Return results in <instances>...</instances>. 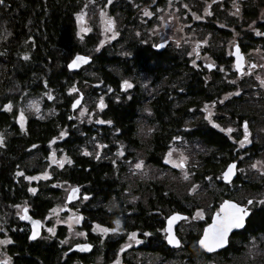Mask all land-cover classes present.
Returning <instances> with one entry per match:
<instances>
[{"label": "trees", "instance_id": "trees-1", "mask_svg": "<svg viewBox=\"0 0 264 264\" xmlns=\"http://www.w3.org/2000/svg\"><path fill=\"white\" fill-rule=\"evenodd\" d=\"M82 4L83 0H0V132L5 134L0 143V236L9 238L5 248L13 256L11 264H71L62 254L60 239L64 236V227L57 226L55 233L48 238L39 236L35 240H29L28 229L14 215L17 204L26 201L32 215L42 219L52 206V197L57 194L56 188L50 184L60 178L80 188L79 199L84 195L87 197V201L81 206L87 226L91 221L107 222L117 211L125 213L121 208L127 206L122 193L125 183L119 179L124 170L120 169V163L117 168L113 165V145L116 147L119 142L126 143L127 153L134 148L143 149L148 161L157 159L159 163L162 152L158 154L156 151L160 148L163 150L176 128L168 86L151 102L153 119L157 122L151 123L157 127L146 138H141L136 133V118L140 115L138 108L143 95L133 91L127 98L121 90L120 100L107 98L103 109L102 117L111 121V126L93 130L98 138L108 143L109 147L104 149L105 157L97 160L79 152V146L92 131V125L83 126L80 131L69 127V115L73 110L70 108V94L66 90L71 85L78 86L75 79L84 67H92L90 81L101 79L103 85L117 89L120 78L113 70L116 65L124 73L147 70L152 74L156 73V77L159 70L152 69H159L162 65L165 66L167 80L174 78L179 65L174 53L168 50L157 53L135 40L128 44L132 52L130 58L121 59L104 48L99 52H91V62L88 65L78 71H69L66 64L72 56L78 52L90 53L96 40L94 35H85L83 43L77 35L75 13ZM119 8L125 13V20L130 19L127 23H134L132 10L122 8V5ZM47 89L58 97V100L52 102L57 112L43 119L30 115L26 117L21 130L16 120V110L4 109L3 106L19 101L24 94L34 95ZM64 128L68 129V135L55 145L71 156L72 164L52 169L50 177L33 184L36 191L30 192L32 184L25 177L41 169L45 163L43 157L48 143ZM30 154L36 155L33 161ZM217 159L205 157L199 176L216 174ZM152 182L142 184L137 181L135 185V191L146 197L144 202L140 199L137 201L136 221L144 222L146 228L151 226L152 217L150 219V215L147 216L150 208L156 205L166 209L169 206H181L175 200L173 192L169 191L164 195L163 188L162 191L159 190ZM110 200L117 201L118 208L107 209L103 203ZM182 205L183 208H188L183 202ZM142 215H145L144 219ZM122 219L127 221L128 216L124 215ZM198 234L196 232L189 236L191 254L198 255L199 259L203 256L209 259V255L202 254L194 246ZM257 234L264 235V200L250 215L244 228L233 232L227 246L213 257H219L222 264H227L229 254L240 253L248 237ZM109 244L111 243L108 242ZM261 259L264 261V254Z\"/></svg>", "mask_w": 264, "mask_h": 264}, {"label": "rangeland", "instance_id": "rangeland-1", "mask_svg": "<svg viewBox=\"0 0 264 264\" xmlns=\"http://www.w3.org/2000/svg\"><path fill=\"white\" fill-rule=\"evenodd\" d=\"M176 2V0H164L163 3L153 8L152 6H148L152 4L150 0H83L82 6L77 13H75L76 30L77 33H79L78 37L80 41L84 43L85 35H94L96 40L90 53H86L88 55H90L91 52H99L107 48L110 54L125 60L132 56V52L128 47V44L132 41L136 40L142 45H148L165 39L169 40V45L167 46L169 52H173L179 57H182L183 54L189 56H191V54L194 55L196 49L193 47L194 44L199 45L201 40H205L209 43L212 40V36L207 35V31L203 28L204 24H199V26H196L195 30L190 22L183 21L181 15H178V5ZM209 4L210 2L206 0H199L197 5L198 10L192 14L193 20H205V23L208 25L210 22L218 21L221 17L225 18L223 20L241 19V12H236L234 0H228L227 6L220 3L218 9H215L214 12L208 10ZM120 5H122V8L133 10L131 13L132 17H134V23L123 24L122 20L125 18V13L123 10H116V7ZM235 5L241 6L239 0H235ZM145 11L151 13V15H144ZM260 11L261 13L264 12V6ZM261 13L259 12L258 18ZM78 17H80V19H78ZM109 18L113 21L112 31H108L106 26ZM84 29H86V31H84ZM101 41H103V43H101ZM214 41V44L220 43L218 40ZM227 41L230 43L232 42L231 39ZM189 58L191 59L189 62H193L192 58ZM204 59L207 60V56ZM113 70L120 78L119 88L117 89L103 85L101 79H98V81H90L89 76L93 74L92 67H84L78 76L79 78L76 77L77 79H75V83H78V86L76 85V87H74L71 85L66 90V93L70 94V102L78 97V90L84 94L79 106L69 115V127H73V129L76 128L80 131L83 126L92 125L90 127L92 131L84 137L85 141L79 146V152L97 160L105 157L103 156L104 149L109 146L108 143L98 138L93 130L99 129L101 126H111L112 123H101V121H109L102 117L103 109L106 106L107 98H112L115 101L120 100L121 84L123 81L127 80L132 85L131 88H124L125 90L122 92L127 98L130 97L133 91H138L143 95L142 103L138 108V113L140 115L136 118V133L140 135L141 138H146L150 133L149 129H151L146 120L147 114L150 112L146 102L147 96L153 94L157 87L151 86L152 77L144 72L124 73L117 65L113 67ZM177 83L178 81L176 79L164 80L162 82V85L169 87V92L171 96L173 95L172 98L176 97L174 90L176 89ZM70 89L74 90L69 91ZM109 89H111V91ZM231 94L238 95L239 89H234ZM49 96H51V99H49ZM54 100H58L57 95L50 89H47L44 92L34 95L24 94L20 97L19 101L7 103L5 105L10 106L7 108L9 110H16V120L18 125L21 126V123L24 125L26 117L30 115L43 119L48 115L55 114L57 108L52 103ZM101 102L104 105L102 108L98 107ZM5 105L3 106L4 109H6ZM21 115L23 116L22 121L19 119ZM262 129L264 130L263 127ZM61 133H65V135L61 136ZM68 133V129L64 128L57 136L50 140L47 151L43 157L45 163L39 171L26 176L36 177V179H26L27 182L32 184V189H35L33 184L48 179L52 169L62 168L72 164L71 156H69L64 149L55 145L58 140L67 136ZM177 137H179V139H173L169 143L165 154L161 157V164L165 166L158 167L149 163L143 149L134 148L131 149L133 150L132 152L127 153L125 150L127 144L119 141L116 147L114 145L112 147L111 159L113 165H116L115 168H117L120 163V169L122 168L124 170V173L122 176H119V179L124 180L125 183V188L122 190V193H124L123 196H125V204L126 202H137L139 199L144 201V197L135 191L137 181L142 184L148 181H165L168 187L170 186V189L174 191L177 196L180 197L183 204L189 208V216L180 227L182 233L185 235L186 233L193 234L201 231L204 221H206L209 215L216 209L217 204L223 200V194L233 193V197L242 200V198L247 196H255V192L249 188L234 186L228 190L224 189L225 186L218 181L222 179L220 176L221 170H219L221 158L219 157L217 159L218 168L216 174L199 176L200 173L198 172H200L199 170L202 167L201 164L203 165L204 163L205 157L197 156V153H203V150H201L202 148L199 147L198 143L196 145L191 143L190 146H188L189 142L184 141L181 136ZM4 138L5 134L0 132V143ZM183 143L187 144L186 147ZM166 154L169 156V161L171 162L165 160ZM33 157L35 158L36 155L30 154L31 161H33ZM65 157L67 159H62ZM181 157L186 158L183 162V168L175 166L180 163ZM68 161H71V163ZM137 162L142 163L140 169L135 168ZM253 164H256L257 167H252ZM240 170L242 173L252 176H264V153L261 157L249 158L244 162ZM45 173H47V175H45ZM185 174H187V179H185ZM50 186L56 188L57 194L52 197V206L42 218L43 232L41 236L44 238L52 236L55 233L56 227L62 225L64 227V236L60 239L62 246H67L84 239L85 226L82 222L84 213L81 212V206L87 201V198H85L86 196L80 197V199L76 200L73 204H66V193L73 184L69 183L67 180L57 178L52 181ZM193 186H195V188ZM257 197L261 198L259 201L264 200V184L258 192ZM103 204L104 206L106 205L107 209L112 210L118 208L119 205L115 200H110ZM25 207L29 208V204L26 201L17 204L14 208V215L20 218L22 216V210ZM198 212L200 215H197ZM76 217L80 218L79 223L75 222ZM104 223L105 224L100 225L96 221H91L86 228L92 232L98 230L103 234L104 232L101 231V229H104V227L112 229L115 225L111 221ZM49 229H52V231H48ZM78 233H83V235H78ZM5 239L9 241L7 236H0V240ZM136 241L137 237L135 236L124 244H134ZM8 243L0 244V260H5L6 258L7 253L5 247ZM242 246L243 248L240 253L229 254L228 258H226V261H228L227 264H264L263 259H261V256L264 254L263 234L250 235ZM148 258L149 261H152L150 256ZM184 258L185 253L183 264H203V260L199 258L193 260V262L186 261ZM109 264L116 263L111 262ZM168 264L175 263L169 261ZM207 264H222V261L219 257L212 256L210 262Z\"/></svg>", "mask_w": 264, "mask_h": 264}, {"label": "flooded vegetation", "instance_id": "flooded-vegetation-1", "mask_svg": "<svg viewBox=\"0 0 264 264\" xmlns=\"http://www.w3.org/2000/svg\"><path fill=\"white\" fill-rule=\"evenodd\" d=\"M150 1H152V4L148 6L154 8L163 3L164 0ZM176 1L178 5L177 12L178 15H181V19L183 18V21L190 22L195 30L196 26L204 24L203 28L207 31V35L212 36V40L209 43L201 40L199 45L194 44L193 47L196 48L194 55L183 54L182 57H179L174 53L179 65L178 72L172 79H176L178 83L174 90L176 97L172 98L173 95L171 96L170 93V103L175 112L176 128L172 131V135L164 145L163 150L160 148L156 151L158 154L162 152L159 163H157V159L153 162H148L158 167L165 166L161 164V157L165 154L169 143L174 137L181 136L184 141L189 142L188 146L191 143H194V145L198 143L203 153L198 152L197 156L222 158L219 164L220 176L229 164L234 163V177L228 182H224L222 179L218 181L225 186L224 189L226 190L234 186L249 188L255 192V196H247L242 198V200L233 197V193H231L232 195L230 193L223 194V200L235 201L249 210V215L245 218L246 224L250 215L262 202V200L259 201L261 198L257 196L264 184V176H252L242 173L240 170L244 162L249 158L261 157L264 153V130L262 129V127L264 128V85L261 84V81H264V12L261 13L260 11L264 6V0H239L241 4L239 6V9H241L239 10L241 12L240 20H223L225 18L221 17L222 19L210 22L208 25L205 20L197 21L192 18L193 12L198 10L199 0ZM206 1L210 2L208 10L213 12L218 9L220 3L226 6L228 4V0ZM119 9V6H117L116 10ZM259 12L261 15L258 18ZM128 21L130 19L125 20L124 18L122 20L125 25ZM229 39L232 40L231 43L227 41ZM165 40H167V44L162 49L156 48L155 45L164 40L150 43L147 46L150 50L160 53L168 50L169 40ZM214 40H218L220 43L214 44ZM237 49L243 57L239 70H237L234 63L236 58L234 54ZM206 56L207 60L204 59ZM189 57L192 58L193 62H189L191 60ZM208 64H212L213 67H207L206 65ZM250 65L255 67H250ZM152 70H159L158 77L155 76L156 73L152 74L147 72V70L131 72L149 74L152 77L151 86H157L153 94L147 96L146 102L150 110L146 118L147 124L151 127L149 135L157 127L154 123H151L156 122L153 119L154 111L151 102L167 88L166 85H162V82L167 80L165 66L161 65L159 69L154 68ZM234 89H239L238 95L231 94ZM121 90L124 92L125 89L121 87ZM83 95L82 93V97ZM245 125L247 126L248 142L242 143L245 135ZM183 145L186 147L187 144L183 143ZM152 183H155L161 191L163 188L164 192L162 191V193L164 195L169 191L173 192L175 200L179 201L181 206L179 208L169 206L166 209L164 206L156 205V207L150 208L147 216L150 215V219L152 217L153 221L151 220V226L146 228L144 222L136 221L137 212H135V208L137 202H129L125 209L121 208V210H125V213L117 211L109 220L115 224L112 229L115 228L117 231L104 232L103 234L98 230L95 232L88 230L84 215L82 222L85 226V238L63 246L62 254L65 258L70 260L71 264H109L111 262L116 264H168L169 261L175 264H183L184 253L186 261L193 262V260L197 259L198 255L191 254L192 247L189 243V236L192 233L184 235L180 228L181 224L189 216V208H183L182 200L170 189V186L168 187L165 181H154ZM165 188H167V191ZM145 198L144 201H146ZM249 201H252V203L249 204ZM221 202L217 204L216 209L204 221L202 229L210 221L211 216L218 209V205ZM24 209L32 215L29 208L25 207ZM177 212L185 213L187 217L179 220L173 227L174 235L179 244L171 245L165 238L167 236L166 220L170 214ZM124 215L128 216L127 221L122 219ZM32 216L38 218L34 215ZM143 217L145 215H142ZM38 219L41 221L43 232L42 219ZM19 220L28 229L29 237V225L24 223L21 218ZM116 221H119L118 225ZM96 222L100 225L105 224L101 221ZM104 228L109 229L108 227ZM201 231L198 232L194 246L202 254L209 255V259L204 258V256L200 258V260H203V264H207L212 256L219 251L205 253L198 247L197 241ZM131 233L136 234L135 236L139 243L124 244L129 239H132ZM145 233L148 235H145ZM108 242L111 244L108 245ZM77 243H88L91 247L85 251L72 250V245ZM149 256L152 261H149ZM5 260H7V264H11L13 256L7 253ZM5 260H0V264H4Z\"/></svg>", "mask_w": 264, "mask_h": 264}, {"label": "snow or ice", "instance_id": "snow-or-ice-1", "mask_svg": "<svg viewBox=\"0 0 264 264\" xmlns=\"http://www.w3.org/2000/svg\"><path fill=\"white\" fill-rule=\"evenodd\" d=\"M234 6L236 7V12H239V6L235 5V0H234ZM144 15H151V13L145 11ZM78 19H80V17H78ZM107 30L108 31H112L113 28V21L109 18L107 20ZM84 31H86V29H84ZM259 34V33H258ZM77 35H79V33H77ZM101 43H103V41H101ZM155 47L159 48L161 47V45L157 44L155 45ZM236 64L235 67L237 68V70L240 69L242 61H243V57L239 54V50H236ZM25 59H27V56L24 57ZM88 60V57H84V56H76L68 65L69 68H76L79 67V65L81 63H84ZM207 67L211 68L213 67L212 64H208L206 65ZM250 67H255L254 65H250ZM261 84L264 85V81H261ZM122 88H131L132 85L127 81H123L121 84ZM74 89H70L69 91H73ZM111 91V89H109ZM49 99H51V96H49ZM78 102V101H77ZM30 103H34V102H30ZM9 105H5V108H9ZM73 107H75V103L73 104ZM98 107H104L103 103L101 102ZM147 111V110H146ZM207 118V117H206ZM19 119L22 121L23 120V116L21 115L19 117ZM101 123H111V121H101ZM21 130H23V124L21 123ZM117 131H119L117 129ZM149 131H151V129H149ZM65 135V133H61V136ZM174 139H179V137H174ZM248 142V132H247V126L245 125V135H244V139L242 143H247ZM62 159H67L62 158ZM184 157H181L180 159V163L176 164V167H180L183 168V162H184ZM165 160L169 161V156L166 154L165 155ZM69 163H71V161H68ZM171 162V161H169ZM60 163V162H57ZM142 167V163L141 162H137L135 164V168L136 169H140ZM252 167H257L256 164H253ZM234 168V163L233 164H229L227 170L223 173V178L225 180H228L231 178L232 175V171ZM20 173H17V175H19ZM45 175H47V173H45ZM25 179H36V177H25ZM185 179H187V174H185ZM195 188V186H193ZM30 192H35V189L30 188L29 189ZM73 192L76 191V189L72 190ZM191 191V190H190ZM72 198L71 193L69 194V199ZM87 198V197H85ZM252 201H249V204H251ZM19 207V206H17ZM197 215H200V213L198 212ZM249 215V210L245 207H242L241 205H238L236 203H233L232 201H224V203L221 205L220 207V214H217L213 217V223L211 225H208V227H206L204 229V234L203 236H201L200 240H199V245L201 248L206 249L208 252H212L214 249L217 248H221L224 244H226L227 241V237H228V233L231 229L233 228H241L244 225L245 222V217ZM21 219H28V216L26 215V211L25 214L22 215L20 217ZM178 214H174L172 217L169 218V224L172 223V221L174 219H177ZM80 218L76 217L75 222L79 223ZM117 225L119 224V221H116ZM39 222L38 221H33V232L32 234L28 237L29 240L34 239L37 235H39V233L36 231V225H38ZM48 231H52V229H49ZM101 231L103 232H116L117 229L113 228V229H101ZM168 235L165 237L168 241L169 244H179V241L175 238L174 235H172L171 233V229L168 228L166 229ZM78 235H83V233H78ZM132 237H135V233H131L130 234ZM145 235H148L147 233H145ZM9 241L7 239L5 240H0V244H4V243H8ZM137 243H139V241H136ZM76 247L81 248V249H87L89 247H91L90 245H77ZM126 247V246H125ZM123 250V249H121ZM4 264H7V260L4 261Z\"/></svg>", "mask_w": 264, "mask_h": 264}, {"label": "water", "instance_id": "water-1", "mask_svg": "<svg viewBox=\"0 0 264 264\" xmlns=\"http://www.w3.org/2000/svg\"><path fill=\"white\" fill-rule=\"evenodd\" d=\"M166 44H167V40L161 41V42L159 43V45H161V47H159L158 49H162ZM156 48H157V47H156ZM234 53H235V52H234ZM78 55H79V56L88 57V60H87L86 62H84V63H81V64L79 65V67H76V68H69V67H68L69 63H70V62H71L76 56H78ZM234 55H235V54H234ZM235 57H236V55H235ZM90 62H91V56H90V55L85 54V53L78 52V53H76L75 55H73L72 58L67 62V64H66V68H67L69 71H78V70H80L83 66L88 65ZM234 63L236 64V58H235ZM77 101H78V102H77ZM81 101H82V92L79 91V92H78V97H77L76 99L72 100L71 103H70V108H71V110L76 109V108L79 106V104L81 103ZM74 103H75V107H73V104H74ZM232 164H233V163H232ZM227 168H228V166L225 168L224 171H222V174H221L222 181H224V182H228V181H230V180L234 177V175H235V165H234V168H233V171H232L231 178L228 179V180H225V179L223 178V173L227 170ZM73 189H76V191L73 192V191H72ZM70 193H71V195H72V198H71V199H69V194H70ZM79 196H80V188H79L77 185L72 186V187L69 188V190H68L67 193H66L65 203H66V204H70V203L76 201V200L79 198ZM226 200H227V201H232V200L225 199V200H223V201L218 205V209L213 213V215L211 216L210 221H209V222L203 227V229H202V231H201V234H200V236H199V238H198L197 245H198V247H199L201 250H203L205 253L217 252V251H220L221 249H223V248H225V247L227 246V243H228V242H227L226 244H224L221 248H217V249H214L212 252H208L206 249L201 248L200 245H199V240H200L201 236H203V234H204V229H205L206 227H208V225H211V224L213 223V217H214L215 215L220 214V207H221V205L224 203V201H226ZM232 202H233V203H236L235 201H232ZM236 204H238V203H236ZM238 205H239V204H238ZM25 211H26V215L28 216V219H21V220H22L24 223H26V224L29 225V227H30V230H29V236H30V235L32 234V232H33V221H38V222H39V224L36 225V231L39 233V235H37L34 239H32V240H35V239H37V238L40 236V234H41V232H42V224H41V221H40V219L33 217V216H32V215H31L26 209H23V210H22V215L25 214ZM174 214H178V217H179V218L174 219V220L172 221V223L169 224V218L172 217ZM186 217H187V214H185V213H179V212H177V213H172V214H170V215L167 217V220H166V228H167V229L170 228V229H171V233H172V235H174L173 227L175 226V224H176L179 220H181V219H185ZM246 217H247V216H246ZM246 217H245V218H246ZM244 224H245V222H244ZM243 227H244V225H243L241 228H233V229H231V230L229 231V233H228L227 241H228V238H229V236H230L231 233H233V232H235V231H238V230L242 229ZM167 235H168V233H167ZM174 236H175V235H174ZM175 238H176V237H175ZM77 245H89V244H88V243H77V244L72 245L71 249H72V250H76V251H85V250L90 249V247L87 248V249H81V248L76 247ZM171 245H176V244H171ZM0 263H1V262H0Z\"/></svg>", "mask_w": 264, "mask_h": 264}]
</instances>
